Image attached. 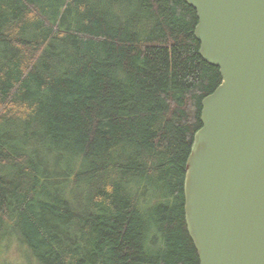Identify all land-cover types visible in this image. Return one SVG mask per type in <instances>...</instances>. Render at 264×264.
<instances>
[{
    "label": "trees",
    "instance_id": "1",
    "mask_svg": "<svg viewBox=\"0 0 264 264\" xmlns=\"http://www.w3.org/2000/svg\"><path fill=\"white\" fill-rule=\"evenodd\" d=\"M197 23L185 0H0V252L199 264L185 166L222 80Z\"/></svg>",
    "mask_w": 264,
    "mask_h": 264
},
{
    "label": "water",
    "instance_id": "2",
    "mask_svg": "<svg viewBox=\"0 0 264 264\" xmlns=\"http://www.w3.org/2000/svg\"><path fill=\"white\" fill-rule=\"evenodd\" d=\"M221 84L202 100L184 217L199 264H264V0H185Z\"/></svg>",
    "mask_w": 264,
    "mask_h": 264
},
{
    "label": "rangeland",
    "instance_id": "3",
    "mask_svg": "<svg viewBox=\"0 0 264 264\" xmlns=\"http://www.w3.org/2000/svg\"><path fill=\"white\" fill-rule=\"evenodd\" d=\"M0 252V261L16 263V264H27L29 257L25 249L16 243H13L8 248H2Z\"/></svg>",
    "mask_w": 264,
    "mask_h": 264
}]
</instances>
